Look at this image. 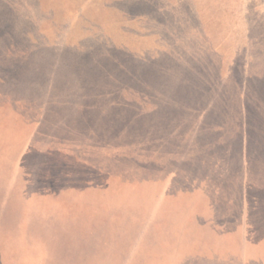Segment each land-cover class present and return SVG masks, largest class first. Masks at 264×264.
I'll return each instance as SVG.
<instances>
[{"label": "rangeland", "instance_id": "374dc122", "mask_svg": "<svg viewBox=\"0 0 264 264\" xmlns=\"http://www.w3.org/2000/svg\"><path fill=\"white\" fill-rule=\"evenodd\" d=\"M242 101L264 0H0V264L202 259L189 166Z\"/></svg>", "mask_w": 264, "mask_h": 264}, {"label": "crops", "instance_id": "0c3cea01", "mask_svg": "<svg viewBox=\"0 0 264 264\" xmlns=\"http://www.w3.org/2000/svg\"><path fill=\"white\" fill-rule=\"evenodd\" d=\"M240 104L235 117L224 108L216 120L208 160L189 166L188 194L208 227L193 233L209 234L208 246L189 248L209 251L187 264H264V112Z\"/></svg>", "mask_w": 264, "mask_h": 264}]
</instances>
